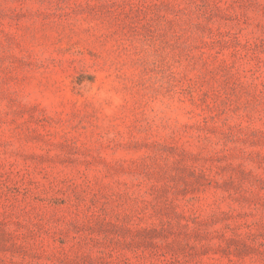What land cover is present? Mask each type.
I'll list each match as a JSON object with an SVG mask.
<instances>
[{
  "label": "rangeland",
  "instance_id": "rangeland-1",
  "mask_svg": "<svg viewBox=\"0 0 264 264\" xmlns=\"http://www.w3.org/2000/svg\"><path fill=\"white\" fill-rule=\"evenodd\" d=\"M0 264H264V0H0Z\"/></svg>",
  "mask_w": 264,
  "mask_h": 264
}]
</instances>
